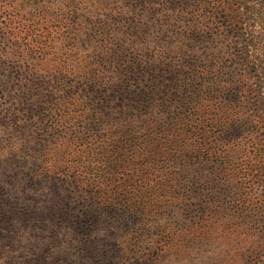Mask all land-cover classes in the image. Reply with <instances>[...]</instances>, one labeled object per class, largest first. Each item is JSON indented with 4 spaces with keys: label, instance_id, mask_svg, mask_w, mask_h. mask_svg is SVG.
Here are the masks:
<instances>
[{
    "label": "trees",
    "instance_id": "16d2710c",
    "mask_svg": "<svg viewBox=\"0 0 264 264\" xmlns=\"http://www.w3.org/2000/svg\"><path fill=\"white\" fill-rule=\"evenodd\" d=\"M26 1L0 0V44L18 63L12 85L31 91L35 69L21 59L54 44L62 68L48 73L46 90H65L54 131L82 92L73 138L85 144L94 215L151 229L174 213L160 232L177 233L179 247L186 226L174 219L196 200L186 230L212 221L220 250L203 264H264V0ZM145 18L144 29L135 24ZM150 32L154 47L140 40ZM201 236L187 246H207Z\"/></svg>",
    "mask_w": 264,
    "mask_h": 264
},
{
    "label": "rangeland",
    "instance_id": "374dc122",
    "mask_svg": "<svg viewBox=\"0 0 264 264\" xmlns=\"http://www.w3.org/2000/svg\"><path fill=\"white\" fill-rule=\"evenodd\" d=\"M33 2L26 1L25 8L35 7ZM115 7L111 11L120 15V7ZM117 14L114 18L119 22L122 16ZM150 22L145 18L135 24L144 29V23ZM146 35L140 40L157 45L159 39H153L152 32ZM0 51L4 54L0 56V264H203L205 257H218L220 250L210 242L212 221L207 229L186 230L193 216L187 211L197 208L196 200L189 199L184 217L174 219L186 226L179 247L178 238L173 237L177 233L167 232L171 237L164 238L160 232L174 213L151 229L152 222L138 219L134 224L113 215H94L87 182L81 176L88 171L85 144L73 138L83 129L78 119L87 108L83 93H77L69 108L63 107L68 112L64 126L54 131V103L65 92L56 95L46 90V83L54 82L48 73L62 68L60 58L54 56V44L40 53L28 50L21 59L24 67H34L37 77L30 80L27 92L12 85L18 63L6 53L10 46L0 44ZM39 83L44 91L37 87ZM71 159L76 162L70 164ZM57 166L62 170L54 171ZM96 167L101 169V163ZM63 204L65 215L59 210ZM201 235L207 246H187ZM88 241L93 245L89 252L83 249ZM162 255L166 256L161 260Z\"/></svg>",
    "mask_w": 264,
    "mask_h": 264
}]
</instances>
